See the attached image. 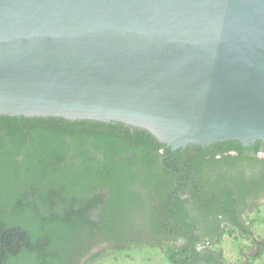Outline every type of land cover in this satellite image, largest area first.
Wrapping results in <instances>:
<instances>
[{"label": "water", "instance_id": "water-1", "mask_svg": "<svg viewBox=\"0 0 264 264\" xmlns=\"http://www.w3.org/2000/svg\"><path fill=\"white\" fill-rule=\"evenodd\" d=\"M264 146V0H0V116Z\"/></svg>", "mask_w": 264, "mask_h": 264}, {"label": "trees", "instance_id": "trees-1", "mask_svg": "<svg viewBox=\"0 0 264 264\" xmlns=\"http://www.w3.org/2000/svg\"><path fill=\"white\" fill-rule=\"evenodd\" d=\"M121 128L120 123L112 125L91 120L0 116V264L77 263L78 259L71 255L78 254L80 238L90 227H97V223L87 217L96 203L77 201L79 190L75 182L81 179L84 185L107 186L109 183L115 185V179L121 177L127 181V186L132 185L137 173L133 174L131 170L134 163H138L125 156L116 158L117 150L108 142L102 145L103 165L90 170L87 166L96 162L87 156L82 141L89 134L99 140L102 137L111 139ZM125 132L128 133L127 130ZM134 137H137L134 152H139V161L144 163L140 167L143 175L146 173L144 169L154 164L146 157L148 151L165 148L169 152V148L158 143L146 131H139ZM226 144L234 152L242 150L237 141ZM259 144L255 143L254 152L259 151ZM94 146L99 147L97 144ZM170 158L168 156L163 165L172 168ZM128 197L124 203L112 201L106 205L101 212V221L105 223L98 228L108 232L115 226L118 216L111 213H114L116 205L126 208L127 212L132 211V214L139 211L136 194ZM179 217L173 218L179 220ZM222 233L206 234L199 242L191 237V244L164 246L159 249L160 256L166 264H225L220 249ZM125 237L111 236L116 245L124 244L118 251L128 247L131 242L128 239H134ZM177 238L188 239L185 235ZM135 241L139 242L138 239ZM263 252L261 249L249 260H257Z\"/></svg>", "mask_w": 264, "mask_h": 264}, {"label": "flooded vegetation", "instance_id": "flooded-vegetation-1", "mask_svg": "<svg viewBox=\"0 0 264 264\" xmlns=\"http://www.w3.org/2000/svg\"><path fill=\"white\" fill-rule=\"evenodd\" d=\"M120 124L122 128L111 139L102 137L99 140L89 134L82 141L83 150L96 162L87 167L97 170L103 165L102 145L109 142L117 150L116 158L125 156L130 161H138L131 170V173H137L135 183L127 186V181L121 177L115 179V185L109 183L107 186L84 185L81 179L75 182L79 190L76 200L96 203L88 211L87 217L97 223V227H90L82 235L77 246L78 254L71 255L78 261L72 264H81L84 261L82 259H86L93 249L116 245L110 239L112 235L116 238L127 236L125 238L167 241L172 244L180 241L186 245L192 243L189 242L191 237L199 242L206 234H221L232 229L247 230L251 226L248 220L250 216L264 217V165L261 164L264 162V146L261 143L258 152H254L256 142L248 146L241 145L242 150L236 152L227 142L189 145L178 150L169 149V152L165 148H153L146 157L154 164L145 168L146 173L142 175L140 167L144 163L139 161V152H134V140L137 139L134 136L143 130ZM168 156L171 157L172 168L163 165ZM145 180H148L147 183L143 182ZM129 194H136L137 204L139 201L145 204L144 217L140 219L139 211L136 214L130 211L126 212L131 221L129 226L124 227L118 221L108 232L98 228L102 226L101 212L106 205L112 201L124 203L129 199ZM177 216H180L179 220L173 218ZM178 235H185L188 239L184 238L183 241L177 238ZM100 239L102 242H99Z\"/></svg>", "mask_w": 264, "mask_h": 264}, {"label": "rangeland", "instance_id": "rangeland-1", "mask_svg": "<svg viewBox=\"0 0 264 264\" xmlns=\"http://www.w3.org/2000/svg\"><path fill=\"white\" fill-rule=\"evenodd\" d=\"M145 207L144 203L139 201V215L144 217L143 209ZM114 214L118 216L117 221L120 222L124 227L129 226L131 221L129 220V215H126V208H120L116 205L113 209ZM120 218V219H119ZM145 220V218H144ZM236 232L229 234L228 231H224L220 238V249L222 252V258L225 264H264V254L260 256L257 260H249V256L253 255L252 247L242 244V242H237L239 237L232 239ZM129 245L124 250L118 251L120 245H106L100 249H93L86 256V259L81 264H166L163 257L160 256V250L164 246H182L180 241L172 244L167 241H153V240H140L139 242L135 239H128ZM235 242V243H234ZM131 243V244H130ZM183 243V242H182ZM155 245V250L153 247L149 246ZM209 243H207V246ZM109 246V247H107ZM244 246L245 248H243ZM109 248V249H108ZM158 248V249H156ZM118 252V253H117ZM248 256V259H247Z\"/></svg>", "mask_w": 264, "mask_h": 264}, {"label": "crops", "instance_id": "crops-1", "mask_svg": "<svg viewBox=\"0 0 264 264\" xmlns=\"http://www.w3.org/2000/svg\"><path fill=\"white\" fill-rule=\"evenodd\" d=\"M248 220L251 226L243 231L234 230L238 235H235L232 239L236 240V238L239 237L241 241L238 240L237 242H242V244L244 243L252 247L253 255L249 256L250 259V257L256 256L257 252L261 249L264 251V217L258 218V216L253 215L250 216ZM242 247L245 248L244 246ZM262 254H264V252Z\"/></svg>", "mask_w": 264, "mask_h": 264}]
</instances>
